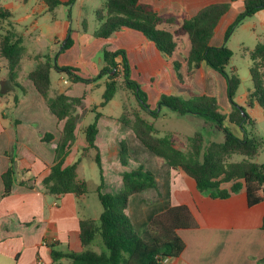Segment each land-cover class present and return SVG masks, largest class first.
Masks as SVG:
<instances>
[{
	"label": "crops",
	"instance_id": "obj_1",
	"mask_svg": "<svg viewBox=\"0 0 264 264\" xmlns=\"http://www.w3.org/2000/svg\"><path fill=\"white\" fill-rule=\"evenodd\" d=\"M62 1L67 3L70 0ZM140 2L152 7L163 19L159 29L173 33L183 20L194 17L201 9L229 0ZM104 8L105 0H74L70 6L59 5L52 10L43 0H0V12L5 13L0 17V35L14 31L22 41L16 82L25 91L22 93L11 86L8 66H5L7 73L0 76V264H68L64 258L54 261L52 252L103 251L95 239L88 247H83L80 241V221H97L101 214L89 203V191L83 196L51 195L41 185L54 165L55 148L65 122L51 113L46 100L28 78L34 67L45 61L73 69L72 74L50 70L49 97L63 94L71 99H81L73 112L78 117L75 140L63 166L79 159L86 147L85 130L99 115L94 144L100 167L95 163L94 149L88 150V156L81 159L77 167L78 177L88 182L89 190L92 186L96 192L102 180V193L111 194L106 190L118 187L121 191L124 171L139 165L151 171L155 175L156 188L130 197L126 209L134 230L142 238H146L147 225L153 217L172 207L188 208L195 227L177 230L176 235L184 243V248L177 257L165 260V264H264V230L261 229L264 200L249 206L244 188L224 199L201 194L195 182L183 172L159 164L130 126L123 124L124 115L131 111L150 123L155 120L142 113L133 94L121 85V79L113 99L100 107L107 77L89 84L74 78L97 77L103 67V51H124L130 77L146 94L151 110L157 108L163 95L183 99L205 95L215 98L219 111L228 115L231 106L225 80L205 64L188 71L186 58L190 41L187 36L175 37L176 48L171 57L163 55L142 33L129 28H121L108 38L96 37L94 32L102 23L96 13ZM242 10L241 0L230 2L229 10L214 29L209 41L211 46L224 44L226 29ZM88 16L96 17L92 26H89ZM239 27L247 31L254 45L264 42V10L245 19ZM69 31L72 44L63 49ZM5 61L0 56V62ZM23 62L29 68L23 70ZM115 62L120 67L121 56L116 57ZM174 62L180 64L181 80L173 68ZM233 71L229 70L232 74ZM248 93L240 99L235 96L234 101L246 108L256 124L259 118L264 120V110L256 103L247 107ZM232 126L229 124L231 129ZM46 134L52 135L49 143L42 140ZM121 142L126 143L129 155L125 167L119 161ZM11 160L17 170L16 180L11 194L1 197V175ZM222 188L229 190L230 184ZM94 245L99 246V250H95Z\"/></svg>",
	"mask_w": 264,
	"mask_h": 264
},
{
	"label": "trees",
	"instance_id": "obj_2",
	"mask_svg": "<svg viewBox=\"0 0 264 264\" xmlns=\"http://www.w3.org/2000/svg\"><path fill=\"white\" fill-rule=\"evenodd\" d=\"M43 1L49 10L59 5L70 6L74 3V0L67 3L62 0ZM235 1L237 0L209 5L201 9L194 17L183 20L180 27L171 33L158 28L163 23V19L154 12L152 7L142 4L140 0H105L104 10H98L96 13L102 23L94 32L96 37L108 38L121 28L136 30L152 41L166 57H171L176 48L175 37L187 36L190 41L186 58L188 71L205 64L225 80L226 95L231 106L228 115L219 111L215 98L205 95H193L189 99L163 95L158 101L157 108L151 110L146 94L130 77V68L124 51H103V67L99 75L93 79L75 77L74 80L89 84L107 77L100 107H104L113 99L121 79V85L133 94L142 113L153 120L159 117L162 108H168L180 116L195 115L213 123L214 128L223 134V141L210 142L203 150V136L201 133H196L189 138L190 146L186 151L174 146L170 136L157 137L154 123L148 122L137 112L126 113L122 119L123 124L130 126L136 138L157 160L166 164L171 170H179L191 178L201 194L224 199L231 194L239 193L244 188L248 205L253 206L264 200V163L251 161L258 155L262 141L261 138L245 130V125L254 126L255 123L246 112V108L234 101L240 79L227 69L233 53L225 43L245 19L264 10V0H241L243 10L226 29L224 44L219 47L209 44L219 20L229 10L230 2ZM4 15V12H0V17ZM21 44V38L14 31H6L0 35V56L8 62V81L13 88H18L24 93V89L16 82L17 68L23 51ZM71 44L69 31L63 49ZM249 54L251 59L249 74L253 89L248 93L247 107L250 108L256 103L264 110V42L257 43ZM118 56L122 58L120 67L115 62ZM173 68L178 79L181 80L180 64L174 62ZM51 69L67 74H72L73 70L45 61L38 63L28 75L36 91L46 100L51 113L58 120L65 121L61 138L55 148L54 165L49 175L42 180L41 185L43 190L51 195L83 196L89 191V184L78 177L77 167L81 159L88 156L89 149L96 150L95 163L100 167L99 154L94 144L97 133L96 120L99 115L95 116L94 121L85 130L86 147L79 159L69 166H63L64 159L75 140L78 117L73 112L81 99H71L63 94L50 98ZM14 100L16 103L17 98L15 97ZM226 122L239 127L242 136L234 134ZM51 139L50 134L42 138L47 143ZM120 145L119 161L125 167L129 161L128 149L125 142H121ZM232 155L242 156L243 159L236 163L230 162ZM16 176L15 163L11 160L9 167L1 175L3 183L1 197L11 194ZM122 183L123 188L119 193L108 194L101 192V180L96 189L102 207L98 220H83L79 223L82 246L88 247L95 236L99 235L104 247L103 251L100 253L92 250L79 253L52 252L54 261L64 258L68 260V264H165V260L175 258L182 252L184 243L176 235L177 230L195 227L188 208L172 207L153 217L147 225L146 238H142L134 230L126 209L130 197L156 188L155 175L143 165H139L135 169L122 173ZM225 184H230L229 190L222 188ZM261 229L264 230V217Z\"/></svg>",
	"mask_w": 264,
	"mask_h": 264
},
{
	"label": "rangeland",
	"instance_id": "obj_3",
	"mask_svg": "<svg viewBox=\"0 0 264 264\" xmlns=\"http://www.w3.org/2000/svg\"><path fill=\"white\" fill-rule=\"evenodd\" d=\"M61 10L63 11L62 8ZM87 19L89 22V26H92L96 21L95 16H88ZM225 44L233 53L232 60L227 69L228 71L234 70L233 74L240 79V86L236 93V98L240 99L245 94H247L248 91L250 92L253 89V84L251 82L249 74V68L251 66L249 51L254 48L255 42L251 40L247 31H245L244 28L239 27L234 30L231 37ZM5 66H8V63L6 61L2 63L0 62V76L5 74V72L7 71L5 69ZM22 68L23 70L29 68L28 64L26 62H23ZM117 94V96L120 97L119 92H117ZM133 113L134 111L129 112V114ZM159 117L155 119L154 122L156 136H170L174 146L180 149L182 148L187 151L190 146L189 138L193 137L196 133H201L203 136V150L210 142L220 143L223 141V134L214 128L213 123L209 122L203 117H198L195 115L180 116L168 108H162V113L159 115ZM229 124L230 123L226 122V125L229 126ZM231 130H233V132L237 136H242L241 130L237 129L236 125H233ZM245 130L248 133H251V135L253 134V136L261 138L262 141L258 155L251 161L256 163H264V120H261L259 118L254 126L249 124L245 125ZM242 159V156L232 155L229 161L236 163L240 162ZM157 162L159 164H162V162L159 160H157ZM227 185L229 184H225L224 186ZM106 191L111 194H117L120 191V188L118 187L117 189H107ZM87 197L89 203H92V208H96L98 210V214L102 212V207L99 203L97 193L94 191L92 186L89 190ZM81 204L83 205L82 202ZM95 241H99L102 249H104L101 237L99 235L95 236ZM94 249L99 250V246L94 245Z\"/></svg>",
	"mask_w": 264,
	"mask_h": 264
}]
</instances>
